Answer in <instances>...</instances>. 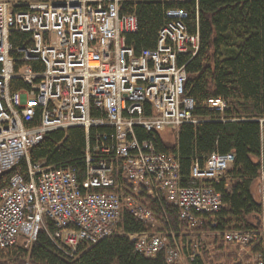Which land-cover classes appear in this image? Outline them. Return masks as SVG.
<instances>
[{"label":"built area","instance_id":"obj_1","mask_svg":"<svg viewBox=\"0 0 264 264\" xmlns=\"http://www.w3.org/2000/svg\"><path fill=\"white\" fill-rule=\"evenodd\" d=\"M121 1L0 0V174L28 161V179L17 172L0 190V248L22 242L30 252L51 221L50 237L74 257L83 243L124 235L128 211L150 228L129 234L145 257L162 252L167 264H264L256 250L264 240V211L256 229H216L224 204L215 184L235 154L214 152L204 164L194 162L184 185L178 154L160 153L137 134L138 127L178 131L204 119L194 113L197 102L186 94L188 73L179 63L180 55L196 54L199 33L189 32L185 10L170 9L157 46L137 52L126 34L138 20L121 14ZM14 32L30 42L15 46ZM18 82L24 87L14 90ZM204 105L221 120L230 108L220 98ZM256 120L264 149V116ZM76 126L87 136L83 178L72 167L30 162V148L46 133ZM103 126L112 131L95 132L99 141L92 144L91 129ZM258 178L264 210L263 164ZM146 200L175 207L180 230L166 215L162 224ZM237 248L250 259L241 260ZM7 264L37 263L28 253Z\"/></svg>","mask_w":264,"mask_h":264},{"label":"trees","instance_id":"obj_2","mask_svg":"<svg viewBox=\"0 0 264 264\" xmlns=\"http://www.w3.org/2000/svg\"><path fill=\"white\" fill-rule=\"evenodd\" d=\"M170 9L185 10L189 32L200 35L196 54L180 55L179 63L185 65L188 73L186 94L197 102L194 113L204 119L198 123H185L178 131L149 132L138 127V137L151 140L160 153L178 154L184 185L194 162L204 164L214 152H233L235 162L215 184L224 204L216 215V229H256L264 211L259 194L254 191L264 165L260 123L256 120L264 116V0H122L121 14H134L138 20L137 30L126 34L127 43L137 52L155 48L159 31L169 20L167 12ZM28 39L26 33L12 34L15 46ZM21 87L24 85L20 82L13 85L14 90ZM210 98L230 103L224 114L225 120L220 119L219 112H210L204 105ZM97 131L104 134L112 128L91 129L92 144L99 141ZM86 146L83 127L53 130L30 148V162H45L56 168L72 167L83 178ZM17 172L28 179L26 159L14 169L0 174V190ZM146 202L162 224L167 219L175 231L180 230L181 222L175 207ZM120 225L124 235L113 234L94 244L83 243L77 255L70 257L50 237L56 227L47 221L30 252L22 242L0 248V264L22 261L28 253L31 261L37 264H167L162 252L155 258H148L135 250V240L129 234L150 230L148 226L128 211L123 212ZM256 250L264 255V240Z\"/></svg>","mask_w":264,"mask_h":264},{"label":"rangeland","instance_id":"obj_3","mask_svg":"<svg viewBox=\"0 0 264 264\" xmlns=\"http://www.w3.org/2000/svg\"><path fill=\"white\" fill-rule=\"evenodd\" d=\"M259 188H260V183H259V181L257 180L256 183H255V185H254V191H255V194H259V199L261 200V198H262L263 196H262V192H260ZM258 191H259V193H258ZM234 250H235V249H234ZM237 250H238V252H239V254H240V259H241V260H243V261H248V260L250 259V257L246 256V255L243 253V251H241V250L238 249V248H237ZM245 256H246V257H245ZM222 264H233V261H227V262H224V261H223ZM238 264H240V263H238Z\"/></svg>","mask_w":264,"mask_h":264},{"label":"crops","instance_id":"obj_4","mask_svg":"<svg viewBox=\"0 0 264 264\" xmlns=\"http://www.w3.org/2000/svg\"><path fill=\"white\" fill-rule=\"evenodd\" d=\"M260 190V189H259ZM261 200H262V198H261Z\"/></svg>","mask_w":264,"mask_h":264},{"label":"bare ground","instance_id":"obj_5","mask_svg":"<svg viewBox=\"0 0 264 264\" xmlns=\"http://www.w3.org/2000/svg\"><path fill=\"white\" fill-rule=\"evenodd\" d=\"M120 4H121V2H120Z\"/></svg>","mask_w":264,"mask_h":264},{"label":"water","instance_id":"obj_6","mask_svg":"<svg viewBox=\"0 0 264 264\" xmlns=\"http://www.w3.org/2000/svg\"><path fill=\"white\" fill-rule=\"evenodd\" d=\"M259 223V222H258Z\"/></svg>","mask_w":264,"mask_h":264}]
</instances>
